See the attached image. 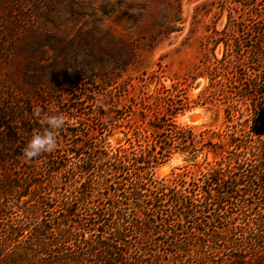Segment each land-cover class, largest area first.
I'll return each instance as SVG.
<instances>
[{"label":"trees","instance_id":"1","mask_svg":"<svg viewBox=\"0 0 264 264\" xmlns=\"http://www.w3.org/2000/svg\"><path fill=\"white\" fill-rule=\"evenodd\" d=\"M217 6L224 27L170 87L102 74L93 97L0 93V264H264V0ZM195 107L222 125L175 121ZM45 115L65 118L57 147L26 161ZM174 154L190 164L158 176Z\"/></svg>","mask_w":264,"mask_h":264},{"label":"rangeland","instance_id":"2","mask_svg":"<svg viewBox=\"0 0 264 264\" xmlns=\"http://www.w3.org/2000/svg\"><path fill=\"white\" fill-rule=\"evenodd\" d=\"M217 1L0 0V93L79 82L93 97L108 82L103 75H115L120 83L145 75L151 90L156 84L170 87L197 62L210 29L224 27L227 15H220ZM199 83L190 97L198 95ZM86 106L82 126L95 122ZM191 111L204 113L196 126L222 125L221 111L201 107L175 121L194 126L186 117ZM122 139L117 134L111 142L116 146ZM185 159L174 154L158 176L190 164Z\"/></svg>","mask_w":264,"mask_h":264},{"label":"clouds","instance_id":"3","mask_svg":"<svg viewBox=\"0 0 264 264\" xmlns=\"http://www.w3.org/2000/svg\"><path fill=\"white\" fill-rule=\"evenodd\" d=\"M34 115H40L39 109L34 110ZM40 123L43 131L34 133L22 149L21 156L26 161L56 149V132L64 127L65 118L63 115H45L40 118Z\"/></svg>","mask_w":264,"mask_h":264},{"label":"water","instance_id":"4","mask_svg":"<svg viewBox=\"0 0 264 264\" xmlns=\"http://www.w3.org/2000/svg\"><path fill=\"white\" fill-rule=\"evenodd\" d=\"M203 112H195V111H191L189 112L186 117L189 121V123L191 124H197L202 118H203Z\"/></svg>","mask_w":264,"mask_h":264}]
</instances>
